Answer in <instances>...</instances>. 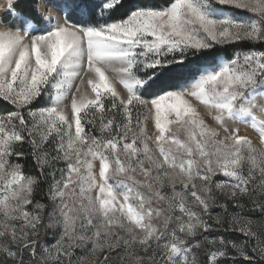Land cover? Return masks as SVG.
I'll return each instance as SVG.
<instances>
[{"label":"snow or ice","instance_id":"snow-or-ice-1","mask_svg":"<svg viewBox=\"0 0 264 264\" xmlns=\"http://www.w3.org/2000/svg\"><path fill=\"white\" fill-rule=\"evenodd\" d=\"M0 264H264V0H0Z\"/></svg>","mask_w":264,"mask_h":264},{"label":"rangeland","instance_id":"rangeland-1","mask_svg":"<svg viewBox=\"0 0 264 264\" xmlns=\"http://www.w3.org/2000/svg\"><path fill=\"white\" fill-rule=\"evenodd\" d=\"M239 14H242V13H239ZM117 87L119 88V86H117ZM149 128H150V130H151L152 126L149 125ZM242 131H245V129H242ZM246 131L248 132L249 136H251V137H253V138L256 136V133L253 132L250 128L247 129Z\"/></svg>","mask_w":264,"mask_h":264},{"label":"trees","instance_id":"trees-1","mask_svg":"<svg viewBox=\"0 0 264 264\" xmlns=\"http://www.w3.org/2000/svg\"><path fill=\"white\" fill-rule=\"evenodd\" d=\"M239 14V13H238Z\"/></svg>","mask_w":264,"mask_h":264}]
</instances>
